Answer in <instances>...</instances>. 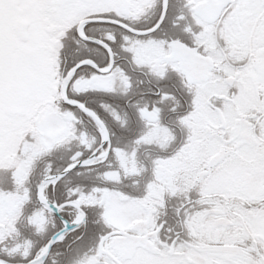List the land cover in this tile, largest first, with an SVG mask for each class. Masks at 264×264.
Returning a JSON list of instances; mask_svg holds the SVG:
<instances>
[{
	"label": "snow or ice",
	"instance_id": "snow-or-ice-1",
	"mask_svg": "<svg viewBox=\"0 0 264 264\" xmlns=\"http://www.w3.org/2000/svg\"><path fill=\"white\" fill-rule=\"evenodd\" d=\"M0 264H264V0H0Z\"/></svg>",
	"mask_w": 264,
	"mask_h": 264
}]
</instances>
